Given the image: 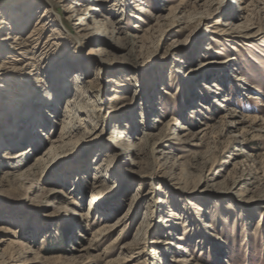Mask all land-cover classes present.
<instances>
[{
	"label": "rangeland",
	"instance_id": "rangeland-1",
	"mask_svg": "<svg viewBox=\"0 0 264 264\" xmlns=\"http://www.w3.org/2000/svg\"><path fill=\"white\" fill-rule=\"evenodd\" d=\"M79 4L0 0L23 19L4 32L15 114L29 93L58 101L22 146L44 161L0 168V264H264V0L102 1L92 29ZM78 76L94 133L49 160Z\"/></svg>",
	"mask_w": 264,
	"mask_h": 264
},
{
	"label": "bare ground",
	"instance_id": "bare-ground-1",
	"mask_svg": "<svg viewBox=\"0 0 264 264\" xmlns=\"http://www.w3.org/2000/svg\"><path fill=\"white\" fill-rule=\"evenodd\" d=\"M54 1L61 4L74 2L76 4L75 6H81V4H79L80 1L86 2V5H84L85 8L81 10V12H78V10L74 9V7H70L69 12L73 13L72 18L76 15V20L83 21L84 26H87L88 29H92L95 28L97 24H99V21H96L93 16L94 12L96 11L94 7L96 5H99L102 1L109 0H44V2L48 5H52ZM87 20H90L91 22L89 21L87 23ZM21 22H23V19L18 17L17 15H13L7 20H0V152H2L4 149L10 150L12 148H21L15 153L2 154L0 157V168L5 166L8 169L17 170L19 169L18 166L25 164L21 167L18 174L14 175L17 177H19L20 175H29L30 171L32 170L31 168L39 166L40 163L44 161L43 156H34L32 159V164L28 165L27 163H25L26 160H28L29 155L28 150L23 149L22 146H24V143L26 144L32 139H36V137L40 135L42 124H44L41 116H44V113H46V111L52 107V110H56L58 108V101L56 102V99L51 94V92H45L46 95L43 96V99L42 96H38L36 94L30 95L29 93L23 99L24 101L21 109V111H25V114L16 115V110H18L15 109L16 104H13V102L7 97V88L5 85V81L7 80L10 73L7 72V68H5L3 64L4 60L2 56L4 55V53L6 54V52H11L17 47L18 42H16V40L18 33H5L4 35V32L9 29L13 32L15 31V29L20 30L18 26L19 24H21ZM96 35L105 38L102 33L101 35L99 33H96ZM103 61L104 60H101V62ZM59 78H62V91L64 94H67V88H65V86L68 77L66 76V72H64L62 74V77L60 76ZM76 78L77 80L74 82V84L76 85L75 93L73 95L74 98L69 100V104L64 110V116L61 119L60 124H57V126H59L60 135L56 141H53V147L51 148L50 152L46 154V156L48 157H50L54 153L56 154L57 152L64 151L67 146L74 144L78 141V139L84 137L88 138L94 133L95 127L93 128V126L95 124L92 118H95V108L93 105L94 103L91 102V91L89 90V86L92 85V81L86 80L85 82L79 84L81 77L78 76ZM36 79L37 78L35 76H31L29 82L34 84L33 82H35ZM194 94H196V92ZM21 117L23 119H21ZM113 148L118 147L113 146ZM51 159L52 157H50L49 160ZM97 170L98 173L101 171L100 166H98ZM102 172L103 173H100L101 175H99V182L95 184V193L91 196L88 209H90L94 205L101 194L103 195L102 198H104L107 195V191H109L108 188L110 187H108L107 182L104 180L106 179V174L103 170ZM10 176H13V173L9 170L2 173V177L0 179V187H5L8 177ZM148 212L144 216H142L141 220L137 224L138 226H136L133 232V236L135 237V239H138L146 228ZM76 216L77 218L83 220V215L77 214ZM126 216L127 215H124L122 218ZM0 231H2V229H0ZM98 234L104 235L105 230L102 229L98 231Z\"/></svg>",
	"mask_w": 264,
	"mask_h": 264
}]
</instances>
